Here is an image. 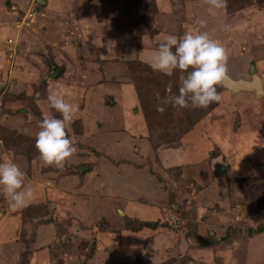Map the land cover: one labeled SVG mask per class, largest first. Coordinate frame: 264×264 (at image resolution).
<instances>
[{"label": "rangeland", "instance_id": "obj_1", "mask_svg": "<svg viewBox=\"0 0 264 264\" xmlns=\"http://www.w3.org/2000/svg\"><path fill=\"white\" fill-rule=\"evenodd\" d=\"M158 1L164 8L157 0H59L64 14L45 32L36 0L3 11L13 19L0 27V162L16 163L34 195L12 208L0 193L2 264H264L256 169L264 96L216 86L219 104L186 135L194 108L158 112L168 85L178 94L179 71L147 74L151 56L165 36L188 32L198 0ZM224 10L223 33L213 36L227 73L248 79L254 64L264 85V0H227ZM50 86L78 106L66 128L76 151L62 168L44 165L35 147L39 121L61 118L49 107ZM137 95L157 103L146 109ZM224 159L230 168L221 175ZM169 190L185 204L180 216ZM138 220L164 224L125 231ZM27 230L37 231L34 246Z\"/></svg>", "mask_w": 264, "mask_h": 264}, {"label": "clouds", "instance_id": "obj_2", "mask_svg": "<svg viewBox=\"0 0 264 264\" xmlns=\"http://www.w3.org/2000/svg\"><path fill=\"white\" fill-rule=\"evenodd\" d=\"M211 9L221 10L227 0H207ZM203 26L205 21L200 20ZM227 54L223 45L210 38L207 32H185L181 37L167 35L159 43L157 51L151 56L153 71L171 74L179 71L178 94L169 93L163 104L157 105L158 112H164L163 105L171 104L177 108H205L212 102H219L221 95L216 86L226 78ZM49 107L61 118L45 116L38 123L35 147L41 161L46 166L62 168L67 158L76 151L72 140L66 133L68 124L78 111V106L68 102L62 91H50L47 96ZM157 100H160L157 94ZM0 193L9 201L12 208L23 207L33 197L31 184H25V174L19 166L6 160L0 162Z\"/></svg>", "mask_w": 264, "mask_h": 264}, {"label": "crops", "instance_id": "obj_3", "mask_svg": "<svg viewBox=\"0 0 264 264\" xmlns=\"http://www.w3.org/2000/svg\"><path fill=\"white\" fill-rule=\"evenodd\" d=\"M26 0H0V14H2V16H0V27L5 28L3 23H7L9 20H7V18H10V20L13 19V13L11 11L8 10V16L5 15V17H3L5 9H7L6 6H9V2H15L17 4H23L25 3ZM39 4V6L43 7L45 10V17H43V15H41V17L39 18L41 21L44 20L42 27V31L47 30L48 28L51 29L53 27H55V25H57L58 23V17L57 15L60 13L61 15L64 14L63 12H60L58 9L54 8V4L57 3V1L59 0H36ZM160 3V7H163V2H160L157 0V3ZM13 6V5H12ZM195 6V13L193 12L194 16H190V19L192 21V23L188 26V32L191 30L192 32H200L199 28L202 27V32H207L210 36V38L215 39L216 34L215 33H223L224 30V9L221 10H214L211 9L210 5L208 4L207 0H198L196 1V3H194ZM159 8V7H158ZM15 14V13H14ZM203 20L205 21L204 25L201 26L199 21ZM200 26V27H199ZM45 32V31H44ZM30 33V32H29ZM55 33V32H54ZM56 35V33H55ZM58 35V34H57ZM215 35V36H213ZM219 35V34H217ZM216 40V39H215ZM250 68V67H249ZM249 70V69H248ZM246 79V78H245ZM55 88V87H54ZM52 90L51 86L50 88L48 87V94L49 91ZM227 91V90H226ZM242 92V91H241ZM223 163V164H222ZM258 162H256L257 164ZM222 164L220 167L217 168L218 173H220L222 175V173L226 174L227 170L230 168L229 167V161L224 159L223 161H221ZM264 165V159L261 162V164H259L257 166V172H259L261 174V176H263V180H264V170L262 169V166ZM228 166V167H227ZM220 171V172H219ZM259 202H261V200H259ZM255 204V203H254ZM253 204V205H254ZM257 204V203H256ZM259 210V208H257ZM258 210L256 211V213L261 214L262 212H258ZM1 214V213H0ZM2 214L0 215V223L2 220ZM261 219H264V216H260ZM22 220H21V224L20 227L22 226ZM24 230L25 227L23 225ZM251 228V227H250ZM28 231V235L31 234L33 235L31 237V239L26 238V240L31 243V245L34 246V242H35V237H36V230H32V231ZM35 233V234H34ZM22 234L20 231V228L18 230V235L16 240L18 241V244L23 243L21 238H22ZM2 248H0V256H2ZM19 253V252H18ZM35 257V256H34ZM3 261L0 260V264H2Z\"/></svg>", "mask_w": 264, "mask_h": 264}, {"label": "trees", "instance_id": "obj_4", "mask_svg": "<svg viewBox=\"0 0 264 264\" xmlns=\"http://www.w3.org/2000/svg\"><path fill=\"white\" fill-rule=\"evenodd\" d=\"M148 11V12H147ZM143 13H145V14H148V16H149V20L151 19V14H152V12H151V10H149V8L147 9V10H145L144 9V11H143ZM149 73H152L153 75L152 76H154L156 73H155V71H153L152 69H151V67H149L148 66V68H147V74H149ZM155 73V74H154ZM149 79L150 80H152V78H150L149 77ZM146 82H149V80L148 81H146ZM216 90H217V92L218 93H220V92H222V90L221 89H219V88H216ZM138 94V93H137ZM156 97L154 96L153 98H151V101H149V100H145V101H143L142 100V97H140V95H137V101H139V103H143V104H141L142 106L143 105H146L144 108H146V109H148L149 108V106H151V105H153V104H151L152 102H154V103H157V101H155L154 99H155ZM220 102V101H219ZM219 102H212V103H210L207 107H205V108H194V112H196L195 113V115H197L196 117H195V119L194 120H188V126H187V128H188V130H187V132H186V130L185 131H183V134L184 135H186L191 129H193L194 127V125H196L197 123H199L202 119H203V117H205V116H207V115H209V114H211L212 112H213V109L219 104ZM145 109H143V113H144V115H145V111H144ZM167 204H169L170 205V207L171 208H174L176 211H177V213H178V215L180 216V215H182L183 214V212L184 211H182V210H185V207H183L182 208V205L181 204H184V203H178L177 202V200L175 199V195H174V193L171 191V190H169L168 191V196H167ZM184 206H185V204H184ZM182 209H181V208ZM187 219H188V221H189V224H188V226H192V220L190 219V217L188 216L187 217ZM137 220V219H136ZM23 222V221H22ZM138 225L136 226V228L134 229V230H132L131 228H130V226L125 230V231H130V232H132V233H138V232H140L143 228H146V227H149L150 229H156L157 227H163V224L164 223H160V225L161 226H158V223L157 222H147V221H143V220H138ZM262 226V225H261ZM252 234V233H251ZM33 235H31V234H29L28 235V238L27 239H31V237H32ZM203 240V239H202ZM205 242V241H204ZM204 246H210V243H209V241H207V243H205L204 244Z\"/></svg>", "mask_w": 264, "mask_h": 264}, {"label": "water", "instance_id": "obj_5", "mask_svg": "<svg viewBox=\"0 0 264 264\" xmlns=\"http://www.w3.org/2000/svg\"><path fill=\"white\" fill-rule=\"evenodd\" d=\"M249 78L243 77L232 78L228 73L225 79H223L217 86L227 90L231 95H235L241 91H252L256 98L264 96V85L260 76L256 73L254 64H251L249 70ZM264 170V165L262 166Z\"/></svg>", "mask_w": 264, "mask_h": 264}, {"label": "built area", "instance_id": "obj_6", "mask_svg": "<svg viewBox=\"0 0 264 264\" xmlns=\"http://www.w3.org/2000/svg\"><path fill=\"white\" fill-rule=\"evenodd\" d=\"M11 8L13 9L14 7H11ZM33 16H34V11H31V12L29 11L28 14H27V17H25V18H26V19H30V18H32ZM26 19H25V20H26ZM26 23H28V22L25 21V24H26Z\"/></svg>", "mask_w": 264, "mask_h": 264}]
</instances>
